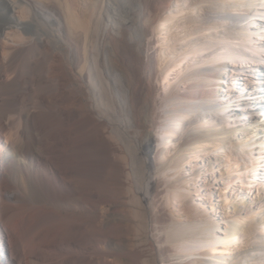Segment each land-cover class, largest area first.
Masks as SVG:
<instances>
[{"label":"bare ground","instance_id":"6f19581e","mask_svg":"<svg viewBox=\"0 0 264 264\" xmlns=\"http://www.w3.org/2000/svg\"><path fill=\"white\" fill-rule=\"evenodd\" d=\"M175 1L0 0V264H264V128L202 69L264 63V0ZM209 147L225 226L166 208Z\"/></svg>","mask_w":264,"mask_h":264},{"label":"rangeland","instance_id":"374dc122","mask_svg":"<svg viewBox=\"0 0 264 264\" xmlns=\"http://www.w3.org/2000/svg\"><path fill=\"white\" fill-rule=\"evenodd\" d=\"M262 2V0H254V3ZM176 3L174 0L173 4L170 7V10L173 14H179L176 12ZM258 9L264 11V5H257ZM168 10V11H170ZM174 11V12H173ZM254 11V9H253ZM252 12V11H251ZM234 15H237V12H234ZM237 20V25H241L243 22ZM251 30L258 31L260 34H264V20H253L251 21ZM230 27L235 25L229 22ZM250 24L249 22H246ZM245 24V22H244ZM253 24V25H252ZM246 25V24H245ZM171 34V33H170ZM169 33H160L156 35L160 39V43L156 42L154 44V49H165L167 44L171 42ZM169 40H168V39ZM261 45L264 46V39H261ZM159 47V48H158ZM264 63L259 65H253L246 68H238L233 65H229L225 72L218 67L202 66L204 69H215L219 73L223 72V76L220 80L219 88V100L227 101L230 106L227 110V114L230 116V126H245L251 123H256L260 128H264ZM206 67V68H205ZM195 72H203V70ZM174 71V70H173ZM176 71V70H175ZM174 72H169V76L164 83L170 82L169 88L176 87L182 89L184 87L183 83L175 80L173 77ZM183 76L180 78L182 79ZM162 81V80H161ZM231 81V82H230ZM158 86L159 82L154 81ZM233 83L234 86H228V84ZM176 84V85H175ZM213 87V86H212ZM175 88V89H176ZM230 89V90H229ZM163 92V91H162ZM159 94V93H158ZM233 121V122H232ZM241 136V135H240ZM158 135L154 134V142L152 146L155 149H159L162 146L158 145L156 139ZM220 156L216 155L215 151L210 147L205 152H199L195 158L191 159L189 162H186L182 168V176H185L184 188L187 193L184 198V205H181L178 202L173 201L172 207L167 206L166 208H171L174 211V214L177 218L184 222H189L190 218H196L199 214L198 212H205L210 214L213 219L222 222L223 217L225 216V209L223 208L222 198L219 194L221 188L223 187V174L221 170H225V166L222 168L219 159ZM197 173L199 174L197 176ZM260 176L257 177V181L264 183V169L261 170ZM180 176V175H179ZM164 178V177H163ZM176 179L175 177L172 180ZM170 180V181H172ZM264 194V193H263ZM249 197H254V194H250ZM166 206V205H165ZM222 225L225 224L222 222ZM223 233V230H218V234Z\"/></svg>","mask_w":264,"mask_h":264}]
</instances>
